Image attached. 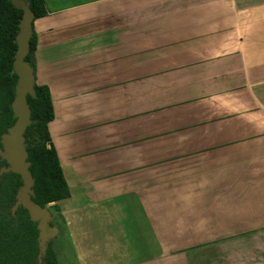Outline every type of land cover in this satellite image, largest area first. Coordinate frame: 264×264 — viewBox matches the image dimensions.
<instances>
[{
  "label": "crops",
  "instance_id": "obj_1",
  "mask_svg": "<svg viewBox=\"0 0 264 264\" xmlns=\"http://www.w3.org/2000/svg\"><path fill=\"white\" fill-rule=\"evenodd\" d=\"M42 1L76 264H264V0Z\"/></svg>",
  "mask_w": 264,
  "mask_h": 264
},
{
  "label": "trees",
  "instance_id": "obj_2",
  "mask_svg": "<svg viewBox=\"0 0 264 264\" xmlns=\"http://www.w3.org/2000/svg\"><path fill=\"white\" fill-rule=\"evenodd\" d=\"M33 13V19L46 15L42 0H24ZM22 10L13 6L10 0H0V136L14 122L11 102L17 76L12 63L16 50L15 34ZM36 35L32 31L29 50L24 60L35 70L34 51ZM34 96L27 94L30 109V123L23 136L26 144L28 167L33 178L31 198L40 206L48 205L58 229L65 222L58 204L54 203L69 196L56 149L48 131V122L53 118V107L47 86L34 82ZM1 147V144H0ZM7 165L0 159V166ZM22 180L20 175L8 171L0 175V264H59L56 252L49 241L41 262L38 253L36 222L29 218L25 208L19 205L14 213L10 207Z\"/></svg>",
  "mask_w": 264,
  "mask_h": 264
},
{
  "label": "water",
  "instance_id": "obj_3",
  "mask_svg": "<svg viewBox=\"0 0 264 264\" xmlns=\"http://www.w3.org/2000/svg\"><path fill=\"white\" fill-rule=\"evenodd\" d=\"M14 7L21 9L18 30L15 34L16 50L12 63L17 76L11 110L14 117L13 124L1 134L0 158L6 160L7 165L0 167V174L12 171L20 175L22 180L15 194V202L11 206L14 212L18 205L25 208L31 221L36 222L38 253L37 262H41L48 242L58 234V228L51 222L52 212L48 205L40 206L31 196L33 195V178L28 169L26 144L23 133L30 123V109L26 102L27 94L34 96V75L32 67L24 60L29 50V40L32 35L33 13L24 0H10Z\"/></svg>",
  "mask_w": 264,
  "mask_h": 264
},
{
  "label": "rangeland",
  "instance_id": "obj_4",
  "mask_svg": "<svg viewBox=\"0 0 264 264\" xmlns=\"http://www.w3.org/2000/svg\"><path fill=\"white\" fill-rule=\"evenodd\" d=\"M52 247L56 252L59 264H76L75 253L67 238L57 234L52 238Z\"/></svg>",
  "mask_w": 264,
  "mask_h": 264
},
{
  "label": "flooded vegetation",
  "instance_id": "obj_5",
  "mask_svg": "<svg viewBox=\"0 0 264 264\" xmlns=\"http://www.w3.org/2000/svg\"><path fill=\"white\" fill-rule=\"evenodd\" d=\"M34 75V74H33ZM1 137V136H0ZM1 144V143H0ZM1 148V147H0ZM0 159H2V158H0ZM4 160V159H3ZM6 161V160H5ZM7 163V162H6ZM2 166H6V165H2ZM1 167V166H0ZM3 173H5V172H3ZM1 175V174H0ZM17 192V191H16ZM15 202V201H14ZM14 204V203H13ZM12 204V205H13ZM19 206V205H18ZM16 210V209H15ZM10 211H11V207H10ZM11 213H14V212H12L11 211ZM53 225H55L56 227H57V225L56 224H54V217H53V220H52V222H51ZM58 228V227H57ZM58 232H59V229H58ZM57 236V235H56ZM55 236V237H56ZM52 241V239L50 240V242ZM51 246H52V243H51Z\"/></svg>",
  "mask_w": 264,
  "mask_h": 264
}]
</instances>
